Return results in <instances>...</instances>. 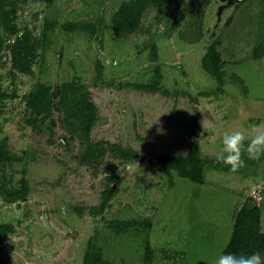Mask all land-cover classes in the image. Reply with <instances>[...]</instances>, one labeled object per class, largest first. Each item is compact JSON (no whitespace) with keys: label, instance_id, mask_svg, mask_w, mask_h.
Segmentation results:
<instances>
[{"label":"rangeland","instance_id":"rangeland-1","mask_svg":"<svg viewBox=\"0 0 264 264\" xmlns=\"http://www.w3.org/2000/svg\"><path fill=\"white\" fill-rule=\"evenodd\" d=\"M133 1L0 0V264H211L249 200L264 232V156L216 160L264 129V0L151 3L118 32ZM193 142L199 182L164 168Z\"/></svg>","mask_w":264,"mask_h":264},{"label":"trees","instance_id":"trees-1","mask_svg":"<svg viewBox=\"0 0 264 264\" xmlns=\"http://www.w3.org/2000/svg\"><path fill=\"white\" fill-rule=\"evenodd\" d=\"M165 1L166 0H135L122 6L114 15V24L117 31H133L137 26L138 17L145 5L151 3L160 5L161 3H165ZM30 51L31 47L28 45V42L22 37L18 38L12 49L14 64L17 65L20 60H26ZM211 52L212 51L208 52V57H212L215 60L216 57L211 55ZM213 64L215 65L214 61ZM209 70L211 69H208V71ZM191 146L186 156L173 157L165 160L164 168L171 174L191 177L199 182L201 181V160L195 150V143H191ZM23 190L25 189L19 190L17 193L11 192L9 196H17L21 194ZM257 210L258 208L253 200H249L248 203L239 210L234 226V235L225 250L226 252L251 254L254 251H260L261 254L264 255V232L259 230ZM95 257L96 254L92 257L94 263ZM85 264H89L87 259Z\"/></svg>","mask_w":264,"mask_h":264},{"label":"clouds","instance_id":"clouds-1","mask_svg":"<svg viewBox=\"0 0 264 264\" xmlns=\"http://www.w3.org/2000/svg\"><path fill=\"white\" fill-rule=\"evenodd\" d=\"M246 140L248 143L245 146ZM221 145L220 151L216 153V160L236 171L244 165L242 150L247 152L249 159L258 160L264 156V129H257L251 137L240 130L225 132L221 137ZM211 264H264V255L260 251L236 254L221 250Z\"/></svg>","mask_w":264,"mask_h":264}]
</instances>
